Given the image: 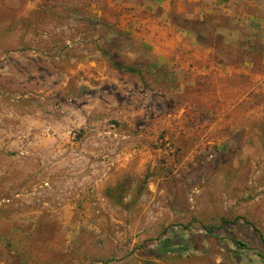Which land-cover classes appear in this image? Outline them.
<instances>
[{
	"label": "rangeland",
	"instance_id": "rangeland-1",
	"mask_svg": "<svg viewBox=\"0 0 264 264\" xmlns=\"http://www.w3.org/2000/svg\"><path fill=\"white\" fill-rule=\"evenodd\" d=\"M32 1L0 0V264H264L257 8Z\"/></svg>",
	"mask_w": 264,
	"mask_h": 264
},
{
	"label": "crops",
	"instance_id": "crops-1",
	"mask_svg": "<svg viewBox=\"0 0 264 264\" xmlns=\"http://www.w3.org/2000/svg\"><path fill=\"white\" fill-rule=\"evenodd\" d=\"M84 2L89 3L90 1L84 0ZM29 3H34V1L29 0ZM248 4H250L254 8H257V10L255 12L254 11L253 12L245 11V13L247 15V20L254 21V22H256V21L261 22L262 27H264V0H249ZM263 51H264V48H263ZM261 224L262 225H260L259 227L258 226H251L253 231H255L258 234V237L260 239L264 238V221ZM262 240L264 242V239H262Z\"/></svg>",
	"mask_w": 264,
	"mask_h": 264
}]
</instances>
